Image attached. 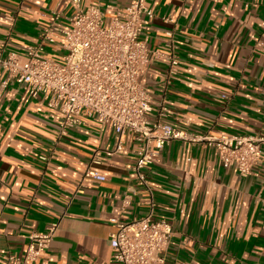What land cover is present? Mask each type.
<instances>
[{
  "label": "crops",
  "instance_id": "crops-1",
  "mask_svg": "<svg viewBox=\"0 0 264 264\" xmlns=\"http://www.w3.org/2000/svg\"><path fill=\"white\" fill-rule=\"evenodd\" d=\"M130 2L80 0L83 9L103 5L107 16L115 13L107 5ZM148 5L155 17L144 39L163 54L140 78L154 99L149 118L212 136L264 134V0ZM54 11L56 23L70 27L77 7L69 0H0V52L39 42ZM4 79L0 71V264H116L112 220L130 221L150 208L132 171L133 137L126 136L123 154L106 156L115 143L109 124L85 117L82 128L61 136L59 112L15 81L3 87ZM96 151L101 162L91 164ZM87 169L107 179L81 185ZM146 173L155 217L173 226L166 264H264V153L257 174L244 178L213 148L173 141ZM55 222L48 248L25 261L30 234Z\"/></svg>",
  "mask_w": 264,
  "mask_h": 264
},
{
  "label": "built area",
  "instance_id": "built-area-1",
  "mask_svg": "<svg viewBox=\"0 0 264 264\" xmlns=\"http://www.w3.org/2000/svg\"><path fill=\"white\" fill-rule=\"evenodd\" d=\"M77 11L70 17V27L56 22L60 13L51 14V22L40 30L36 44L23 52H0V71L5 74L2 86L9 81L21 85L32 98H41L47 107L59 112V134L82 128L84 118L109 124L115 133L114 146L106 156L125 152L126 136L135 142L132 165L139 187L147 193L149 210L130 221L113 219L110 234L116 264H166L165 253L173 237V226L154 213V190L147 168L156 162L161 150L173 141L213 148L224 167L234 166L241 177L257 174L262 163L264 134L212 136L177 128L170 123L152 120L154 103L140 78L146 74L160 51L144 39L155 13L148 0H131L124 8H114L107 16L103 5L83 9L80 0H69ZM164 21L171 22L170 17ZM179 63L172 57L173 66ZM96 151L91 164H99ZM45 159V158H43ZM90 179L105 181L107 176L87 169L81 185ZM129 195L123 204L128 205ZM52 223L42 232L30 234L25 261L35 262L48 248L57 230ZM15 259L13 256L9 260Z\"/></svg>",
  "mask_w": 264,
  "mask_h": 264
}]
</instances>
